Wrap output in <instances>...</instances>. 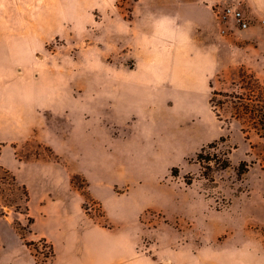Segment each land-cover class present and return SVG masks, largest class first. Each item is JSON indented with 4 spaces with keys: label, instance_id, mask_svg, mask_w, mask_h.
Listing matches in <instances>:
<instances>
[{
    "label": "rangeland",
    "instance_id": "1",
    "mask_svg": "<svg viewBox=\"0 0 264 264\" xmlns=\"http://www.w3.org/2000/svg\"><path fill=\"white\" fill-rule=\"evenodd\" d=\"M177 2L0 0V215L23 243L37 244L26 245L37 264L109 257L103 247H87L88 223L112 231L107 241L117 243L118 264H264V140L249 116L231 118L230 103L219 111L221 135L228 136L219 152L229 151L230 167L212 168L211 180L206 144L175 154L174 165L113 166L105 171L113 179L101 181L96 149L84 139L99 127L92 113L99 69L132 68L138 41L155 39L146 22L173 16ZM229 6L244 14L248 28L221 18ZM247 8L244 0H216L213 19L202 16V25L183 34L218 47L225 38L236 42L211 90L232 95L228 101L257 95L253 76L264 83V11ZM244 160L252 165L240 176ZM123 173L130 178L124 184ZM65 231L72 249L37 237Z\"/></svg>",
    "mask_w": 264,
    "mask_h": 264
},
{
    "label": "crops",
    "instance_id": "2",
    "mask_svg": "<svg viewBox=\"0 0 264 264\" xmlns=\"http://www.w3.org/2000/svg\"><path fill=\"white\" fill-rule=\"evenodd\" d=\"M204 1L179 0L172 5L173 16L147 21L148 33L155 39L138 41L140 50L132 68L99 69L100 76H104L94 86L92 106L99 127L84 139H91L96 149L95 165L100 166L101 181L113 179L111 172L105 173L113 166L127 171L174 165L175 154L197 150L221 136V122L209 100L213 78L224 68L222 63L227 65L230 46L236 42L225 38L222 47H218L209 41L191 42L183 35L189 27L202 25V16H207V21L213 19L216 0ZM244 4L246 8L264 11V0H244ZM239 66L242 65H236ZM108 74L109 84L102 83L107 82ZM122 177V183L130 181L126 173ZM117 208L123 212L121 205ZM3 217L6 215L0 217V264H37L14 226ZM82 233L87 247H103L109 250V257L61 262L52 257L49 264H118L117 243L107 241L111 230L88 223ZM69 236L71 232L65 231L53 238L47 234L37 237L51 239L55 247L61 241L66 249H72Z\"/></svg>",
    "mask_w": 264,
    "mask_h": 264
},
{
    "label": "trees",
    "instance_id": "3",
    "mask_svg": "<svg viewBox=\"0 0 264 264\" xmlns=\"http://www.w3.org/2000/svg\"><path fill=\"white\" fill-rule=\"evenodd\" d=\"M253 78L256 80L257 87L259 89L257 95H252L251 97H238V101H228V99L232 98V95L227 93H222L216 90H213L211 92V97L209 100L210 106L212 111L214 112L216 118L218 121L222 122V119L220 117L219 111L228 103L232 105V108L234 109V113L231 116V118L237 119V120H245L246 116L250 117V124L251 128L255 132V134L262 140H264V83L263 86H261L259 80L253 76ZM218 97L222 98L223 100H216ZM241 133L243 134V137L246 141L250 140L249 133L250 130H248L247 127L243 126L240 129ZM228 136L221 135L217 140L210 142L206 146L202 147V151H206V149H209V180H211L210 172L212 168L216 169H227L230 167V160L228 158L229 151L228 152H219V147L227 143ZM250 148L253 149L254 146L249 142ZM236 148V147H234ZM216 151L219 152V155L216 154ZM200 155V154H199ZM198 155V156H199ZM200 157V156H199ZM252 165V162L247 161H241L239 164V168L237 170L238 175L242 176L246 174L249 171L250 166ZM177 174H173V176H176ZM187 185H190L191 182L187 181ZM24 187V186H23ZM26 202L28 203L29 197L28 194L25 196ZM28 210V209H27ZM4 214H1L0 216H3ZM22 236V235H21ZM23 239V237H21ZM41 241H44L42 239ZM28 245H34L36 248V243H26Z\"/></svg>",
    "mask_w": 264,
    "mask_h": 264
},
{
    "label": "built area",
    "instance_id": "4",
    "mask_svg": "<svg viewBox=\"0 0 264 264\" xmlns=\"http://www.w3.org/2000/svg\"><path fill=\"white\" fill-rule=\"evenodd\" d=\"M222 19L232 18L241 29L248 28L249 21L236 7L229 6L222 10Z\"/></svg>",
    "mask_w": 264,
    "mask_h": 264
}]
</instances>
